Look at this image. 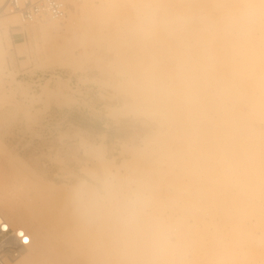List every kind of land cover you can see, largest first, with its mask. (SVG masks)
<instances>
[{"label": "rangeland", "instance_id": "rangeland-1", "mask_svg": "<svg viewBox=\"0 0 264 264\" xmlns=\"http://www.w3.org/2000/svg\"><path fill=\"white\" fill-rule=\"evenodd\" d=\"M90 1L69 33L58 22L64 41L31 40L19 19L8 28L10 49L0 38V203L32 210L45 192L40 185L64 189L60 209L84 215L75 230L87 232L85 252L116 231L101 264H264V165L257 163L264 148L253 149L264 146V0H185L186 8L182 0ZM198 66L200 76L208 71L206 82ZM213 67L223 73L218 79ZM223 76L228 81L218 84ZM201 138L213 146L200 149ZM22 176L31 180L27 191ZM184 196L195 202L182 204ZM93 228L98 235H90ZM48 248L36 259L54 264L64 256ZM60 257L56 264H68ZM41 260L34 262L48 264Z\"/></svg>", "mask_w": 264, "mask_h": 264}, {"label": "bare ground", "instance_id": "bare-ground-1", "mask_svg": "<svg viewBox=\"0 0 264 264\" xmlns=\"http://www.w3.org/2000/svg\"><path fill=\"white\" fill-rule=\"evenodd\" d=\"M2 1H4V2H1L0 1V4L3 6V7H5V5H6V3H7V0H2ZM158 1V0H157ZM185 0H182V5L183 6H185L184 8H186V3L184 2ZM90 0H89V4H90ZM238 2H240V1H238ZM221 3H222V1H221ZM238 4V3H237ZM87 5H88V0H84L83 1V3H81L80 4V7H79V12L77 13V12H75L73 9L74 8H76L77 6H79V4L78 5H76L74 8H72V9H69V11H68V13H67V17L64 19L66 22L65 23H67V24H65V26H66V31L69 33L70 31H71V29H70V27H71V21L72 20H74V19H85L86 18V13H87ZM236 9H237V7H236ZM2 14H6L5 16H3V19H1V21H0V29L2 30V33H1V36H0V38H1V40L3 41V42H5V44H6V47H7V49H10L12 46H11V39H10V37H9V33H8V28L9 27H13V26H16L17 24H18V16L16 15V14H9V13H7V12H1L0 13V16L2 15ZM29 26V29H28V31L26 32V35L28 36V38H31V40H35V38L36 37H51V38H57V39H60V40H63L64 41V39H65V37H64V35H60L59 34V32H58V30H59V25H58V22H56V21H50V20H48V19H43V20H41L40 22H37V23H33V24H30V25H28ZM66 32V33H67ZM21 34V33H20ZM65 34V33H64ZM0 40V41H1ZM24 48V46L23 45H21V46H19V48L18 49H23ZM0 52H4V49H3V47H2V44H1V42H0ZM214 59V58H213ZM216 59H218V58H216ZM219 59H221V58H219ZM251 59V58H250ZM259 59V58H258ZM206 60V59H205ZM257 60V59H256ZM253 61H254V59H253ZM258 61V60H257ZM1 63H3V58H2V60H1ZM0 63V64H1ZM252 64V63H251ZM250 64V65H251ZM229 65V64H228ZM239 65V64H238ZM202 68L204 67L205 69H207L208 71L209 70H211V69H209L210 67H211V65H210V67H208L209 65H207L206 66V64H204V65H200ZM200 66H198V71L197 70H195V71H197L198 73H199V76H200V72H202V68H200ZM215 66V65H214ZM218 66H220V65H218ZM225 67H226V65H224ZM224 66H220V68L219 67H217V66H215V67H217V68H219L220 70H224V72L225 73H227L228 72V70H230V69H228V68H226V69H228L227 71H226V69H224L225 67ZM231 66V65H230ZM236 66V65H235ZM240 66V65H239ZM257 66H259V65H257ZM189 67H191V66H189ZM196 67V66H195ZM208 67V68H207ZM215 67H213V68H215ZM223 67V68H222ZM237 67V66H236ZM236 67L234 68L233 66H231V68L233 69H235L236 71H237V69H236ZM247 67H249V66H247ZM253 67V66H252ZM252 67H249L250 69L252 68ZM201 69V71H200V69ZM217 68H215L216 70H215V73H217V72H219L218 74L219 75H216V77H217V79H218V76H221V75H223V73L221 74V71H218V69ZM259 68H261V69H259ZM257 67L256 68V66H255V68H254V73L252 72V74H255L256 72L257 73H259L260 71L259 70H261L262 72H261V75H262V73H264V65H262V66H260V67ZM204 69V70H205ZM240 69L242 70V67H240ZM245 69V68H244ZM246 69H248V68H246ZM245 69V70H246ZM257 69H259V70H257ZM194 70H193V73H194ZM207 71V72H208ZM212 71V70H211ZM210 71V72H211ZM232 71L234 72V70H231V71H229V72H231L232 73ZM259 71V72H258ZM197 72L194 74V76L197 74ZM204 72V71H203ZM207 72H206V70H205V73H203L204 75L205 74H207ZM228 72V73H229ZM243 72V71H242ZM241 72V73H242ZM250 72V71H249ZM245 73H247V72H245ZM245 73H244V76H245ZM256 73V74H257ZM155 74L156 73H154V76H155ZM203 74H201L203 77H204V75ZM221 74V75H220ZM239 74H240V72H239ZM248 74V73H247ZM255 74V75H256ZM156 75H158V76H160L159 74H156ZM193 75V74H192ZM211 75H214L213 74V72L211 73ZM228 75V74H227ZM236 75V74H235ZM243 75V74H242ZM257 75H259V74H257ZM260 75V76H261ZM198 76V75H197ZM202 76H200L201 77V79L203 78ZM206 76H208V75H205V77ZM215 76V75H214ZM229 76V75H228ZM238 76V75H237ZM237 76H234L235 77V79L237 80V79H240L241 80V78H243V76H241V77H237ZM251 76V75H250ZM253 76V75H252ZM259 76V77H260ZM157 77V76H156ZM211 77H213V76H211ZM216 77H215V79H216ZM230 78H232L231 76H229ZM233 77V78H234ZM247 77V76H246ZM232 78V80L231 79H229L230 81H231V83H233L235 80ZM245 78V77H244ZM258 78V77H257ZM262 78H264V77H262ZM204 79H206V80H208L207 79V77L206 78H203L202 80H204ZM215 79H213V80H215ZM216 79V80H217ZM222 79H224V76L223 77H221V79L220 80H222ZM228 79V78H227ZM226 79V77H225V82H227L228 80ZM200 80V79H199ZM202 80H200L201 82H202ZM206 80H204L205 82H206ZM211 80V79H210ZM220 80H218V84H219V82H222L223 83V80L222 81H220ZM233 81V82H232ZM242 81V83L245 81H243V80H241ZM215 82V81H214ZM213 81H212V83H214ZM237 82V81H236ZM194 83H196V82H194ZM204 82H202V84H203ZM208 83V82H207ZM211 82H210V84H212ZM217 83V82H216ZM235 83V82H234ZM245 83H246V81H245ZM244 83V84H245ZM249 83V82H248ZM206 84V83H205ZM236 84H238V83H236ZM241 84V83H240ZM239 84V85H240ZM207 85V84H206ZM214 85H217V84H215L214 83ZM225 85V84H224ZM224 85H221V86H224ZM228 85V84H227ZM243 85V84H242ZM161 86V85H160ZM195 86V85H194ZM205 86V85H204ZM220 86V85H219ZM219 86H217V89H218V87ZM157 87H159V86H157ZM164 87V86H163ZM162 87V88H163ZM160 88V87H159ZM159 88H158V90H159ZM200 88V87H199ZM220 88V87H219ZM165 89H167V88H165ZM195 89V88H194ZM216 88H214V90H215ZM222 89V88H221ZM225 89V88H224ZM227 90V89H226ZM161 91H164V88H163V90L161 89L159 92H161ZM189 91V90H188ZM190 91H192V90H190ZM194 91V90H193ZM196 91V90H195ZM195 91H194V93L193 94H195ZM205 91V90H204ZM204 91H202V93L204 92ZM221 91H223V90H221ZM225 91H223V93H224ZM12 93H15L14 91L12 92ZM187 94H188V92H186ZM197 93V92H196ZM206 93V92H205ZM208 93V92H207ZM190 95H192V92H190L189 93ZM201 94V93H200ZM211 94V93H210ZM220 94V93H219ZM226 94V93H225ZM207 95V94H206ZM222 95V94H221ZM224 95V94H223ZM187 96V95H186ZM201 96V95H200ZM188 97V96H187ZM193 98V97H192ZM202 98V97H201ZM189 99H191V96H190V98ZM195 99H198V98H195ZM209 99V98H208ZM222 99V98H221ZM185 100H187V99H185ZM202 100V99H201ZM206 100V99H205ZM225 100V99H224ZM188 101V100H187ZM186 101V103H188ZM191 101V100H190ZM199 101V100H198ZM198 101H196V104L197 103H199ZM202 102V101H201ZM205 102H207V101H205ZM209 102V101H208ZM218 102V101H217ZM224 102V101H223ZM212 103V102H211ZM214 103V102H213ZM150 104V103H149ZM149 104L147 105V106H149ZM189 105H190V103H188ZM193 104V103H192ZM200 104H202V103H200ZM207 105H209V103H206ZM206 104H202V105H206ZM221 104V103H220ZM194 105V104H193ZM202 105H200V106H202ZM211 105V104H210ZM224 106H225V104H223ZM230 106V105H229ZM146 107V106H145ZM150 107H153L152 105L150 106ZM208 107V106H207ZM219 107H223V106H219ZM148 108V107H147ZM155 108V107H154ZM196 108V107H195ZM209 108V107H208ZM217 108V107H216ZM223 108H225V107H223ZM223 108H222V110H223ZM152 109V108H151ZM199 109V108H198ZM203 109V108H202ZM231 109V108H230ZM230 109H228V110H230ZM150 110V109H149ZM214 109H213V107H212V111H213ZM219 110H220V108H219ZM232 110V109H231ZM231 110H230V112H231ZM235 110V109H234ZM199 111V110H198ZM215 111H216V109H215ZM215 111H213V112H215ZM238 111V110H237ZM149 112H151V110L149 111ZM217 112V111H216ZM216 112H215V114H216ZM225 112H226V108H225ZM224 112V113H225ZM156 113H159V112H156ZM223 113V112H222ZM144 115V114H143ZM218 115H220V116H222L221 114H218ZM216 116L217 118H219L220 116ZM226 115V114H225ZM207 116V115H206ZM211 118V117H210ZM221 118V117H220ZM216 119V118H215ZM205 119H203L202 121H204ZM208 120V122L209 123H207V124H209L210 125V121H209V119H207ZM207 120H205V121H207ZM222 119H220V121H221ZM199 121V120H198ZM234 121H235V119H234ZM235 122H237V121H235ZM212 123H213V121H212ZM215 123V122H214ZM213 123V124H214ZM227 123H229V121L227 122ZM200 125V123L198 122L197 123V121L195 122V123H193V126H195V127H198V129L200 130V128H202V127H199V125ZM204 124H205V122H204ZM204 124H203V126H204ZM207 124H206V126H207ZM222 124V123H221ZM225 124V123H224ZM232 124V123H231ZM240 125V123H237V125ZM168 125V124H167ZM166 125V126H167ZM230 125V124H229ZM223 126V125H222ZM226 126V125H225ZM233 126H236V124L234 123V125ZM190 127H192V126H190ZM189 127V129H191ZM195 127H194V129H195ZM213 127V126H212ZM193 128V127H192ZM207 128V127H206ZM209 128V127H208ZM214 128V127H213ZM168 129V128H167ZM194 129H192V130H194ZM196 130V129H195ZM209 131V130H208ZM190 132H192L191 130H190ZM205 132V131H204ZM214 132V131H213ZM234 132L232 131V134H233ZM247 133V132H246ZM214 134V133H213ZM221 134H224L223 132L221 133ZM234 134H236V133H234ZM209 135V134H208ZM231 135V134H230ZM217 136V135H216ZM215 136V137H216ZM222 136V135H221ZM226 136V135H225ZM234 136V135H233ZM212 137H214V136H212ZM212 137H208V139L209 138H212ZM218 137H219V135H218ZM260 137H262V136H260ZM197 138V137H196ZM199 138V137H198ZM203 138V137H202ZM201 138V139H202ZM206 138V137H205ZM217 138V137H216ZM226 138H228V135L226 136ZM230 138V137H229ZM229 138H228V140H229ZM213 139V138H212ZM211 139V140H212ZM215 139V138H214ZM219 139V138H218ZM225 139V138H224ZM203 141L202 142H204V143H201V146H203L202 144H204L205 145V143L208 141V142H211V140L209 141V140H207L206 142L204 141V139H202ZM227 140V139H226ZM198 141V140H197ZM219 141V140H218ZM223 141V140H222ZM234 141V140H233ZM240 141V140H239ZM148 142V141H147ZM199 142H201V140L200 141H198L197 143L198 144H200ZM207 142V143H208ZM212 144L214 145V142L215 141H213L212 140ZM217 142V141H216ZM220 142V141H219ZM226 142V141H225ZM232 142V141H231ZM218 143V142H217ZM217 143H215L216 145H218ZM223 143V142H222ZM222 143H220V144H222ZM229 143L230 142H228V145L227 146H229ZM234 144H236L235 142H233ZM239 143V142H238ZM242 143H244V142H242ZM211 143H209L208 145H211V146H213ZM232 144V143H231ZM230 144V145H231ZM234 144H232V146L234 145ZM254 144V143H253ZM253 144H252V146H253ZM196 145V147H197V144H195ZM208 145H206L205 147L203 146V147H200V146H198V147H200V149L201 148H206ZM215 145V146H216ZM210 146V147H211ZM214 146V149H216L217 148V146L215 147ZM219 146V145H218ZM232 146H230V147H232ZM241 145L239 144V146H237V144L235 145V147L234 148H236V147H240ZM251 146V147H252ZM257 146H259L260 148H256L255 149V147L253 146V149L254 150H257V149H259L258 151L260 152V149H262V148H264V146H262V145H257ZM219 147H221V145L219 146ZM245 147V146H244ZM223 149H224V147H222ZM225 148H227V147H225ZM233 148V149H234ZM232 149V148H231ZM233 149L231 150L232 152H233ZM237 149V148H236ZM220 150H222V149H220ZM230 150V149H229ZM250 150H251V148H250ZM218 151H219V149H218ZM231 151H230V153H231ZM235 151V150H234ZM240 151V150H239ZM215 152V151H214ZM217 152V151H216ZM221 153L223 152V151H220ZM220 152H219V154H220ZM256 152V151H255ZM226 153H228V151L226 152ZM229 154V153H228ZM227 154V155H228ZM233 154L234 155H236V153H234L233 152ZM239 154H240V152H239ZM262 155L260 156V159H259V161L257 162V163H259L260 165H264V153H261ZM212 155V154H211ZM221 155V154H220ZM224 155H226V154H224ZM213 157H214V155H212ZM216 156H218V155H216ZM258 156V155H257ZM212 157V158H213ZM222 157H226V156H222ZM228 157H229V155H228ZM234 157V156H233ZM223 158V159H224ZM229 158H231V157H229ZM211 159V158H210ZM228 159V158H227ZM258 159V158H257ZM239 160V159H238ZM205 161H207L208 162V159L207 160H205ZM205 161H203L204 162V164H206L205 163ZM215 161V160H214ZM213 161V162H214ZM207 165V164H206ZM14 177H15V175H14ZM13 179V178H12ZM20 179V180H19ZM18 179V183H19V186L21 187V191H22V189H28V188H31V184H29L30 183V179H28L26 176H22L21 178H19ZM3 181V180H2ZM16 182V183H17ZM14 183V182H13ZM6 185V184H5ZM40 185V184H39ZM7 186V185H6ZM11 186H12V184H11ZM41 186H43V188H41V189H43V191L45 190V192L43 193V194H39L38 195V198H37V202H36V204H33V206H35L32 210L29 208V206L27 205V203H25L24 204V207L23 206H20V207H18V208H14V207H8L7 206V208H4V207H6L4 204H2V202L0 203V211L1 210H3V209H5V211H6V214H7V216H8V218H9V224L11 225V226H14V227H18V228H22V229H24L25 230V232L26 231H28V235H29V237H30V243H29V245L27 246V248H26V257L24 258H22V255L20 256V258L19 259H17L14 263H12V264H34L35 262V260L37 261V263H38V261L39 260H41V259H39V260H37L36 258H37V256H36V252L38 253V254H41L42 253V251L41 250H43L44 248H47V247H49V248H51L52 250L54 249V248H58V251H60L59 249H61V254H63L64 256H62V255H54L51 251H49V252H51V255H52V258L54 257L55 258V256H56V258L58 259V261H59V257L61 256L62 257V261H63V259H66L67 257H66V251H70V253H71V255L69 256L68 254V258H67V261H68V264H101V261H102V258H103V254H105L106 252H107V250H108V248H109V246H111V244L112 243H114V241L116 240V234H115V229L111 226L112 224H108V225H110L109 227H111V229L113 228L114 230H112V232H111V230H110V232H111V234H109V235H107L104 239H102L104 242H105V244H106V246H105V244H103L102 245V243H101V241H99L101 244H99V246L98 245H96L95 244V246H98V247H100V249L98 250V249H96L95 248V246H94V249H91L90 247H87V248H85L86 249V252L84 251V238L82 239V237H83V235H85L86 233H85V231L82 233L81 232V230H79V232L82 234V235H80V233L79 232H77L76 230H75V228L77 229V226L80 224V223H82L83 221H82V216H84V215H82L81 214V216H80V213L79 212H77L76 211V209H74V208H72L70 211H68V212H66V211H64V210H62V209H60L61 208V206H64L65 205V203H61V200H64L65 198L64 197H66V195H65V190L63 189V190H61L60 192H57L56 190H54V188L51 186V185H49V184H44V185H40V187ZM14 187V186H13ZM6 189V188H5ZM14 189H16V188H14ZM25 191H27V190H25ZM22 195H25L24 193L22 194ZM214 196V195H213ZM218 196V195H217ZM185 197V198H184ZM183 197V199H181L183 202H182V204L184 203V202H188L187 204H192V202H195V200H193V199H191L190 200V202H189V199H188V197L187 196H184ZM51 198H54L53 200L54 201H52L51 200ZM219 198V197H218ZM1 199V198H0ZM187 199V200H186ZM213 199V198H212ZM225 200V202L227 201L226 200V198H224ZM233 199V198H232ZM185 200V201H184ZM207 200V199H206ZM214 200V199H213ZM221 200V199H220ZM237 200H239V199H237ZM0 201H2V200H0ZM192 201V202H191ZM218 201H219V199H218ZM232 201V200H231ZM241 201V200H240ZM239 201V202H240ZM213 202V201H212ZM216 203H217V201H215ZM235 202V201H234ZM214 203V202H213ZM212 203V204H213ZM220 204H221V201L219 202ZM237 203V202H236ZM218 204V203H217ZM222 204H224V203H222ZM233 204V203H232ZM235 204V203H234ZM184 205H186V203L184 204ZM214 205V204H213ZM227 205V204H226ZM236 205V204H235ZM220 206V205H219ZM224 206V205H223ZM222 206V207H223ZM29 208L31 211H28L26 208ZM174 211V210H173ZM4 212V211H3ZM31 212H35V213H31ZM0 214H1V212H0ZM95 215H97V213L95 214ZM95 217V216H94ZM167 217V216H166ZM168 217H170L169 215H168ZM81 218V219H80ZM0 219H3L4 220V218H3V216H1L0 215ZM80 219V220H79ZM107 219V218H106ZM85 220V222H86V220L87 219H84ZM6 221V220H5ZM11 221V222H10ZM106 221L107 220H105V223H106ZM7 222V221H6ZM88 222V221H87ZM15 224V225H17V226H15V225H13V224ZM77 223H78V225H77ZM111 223V222H110ZM107 226V225H106ZM92 228V227H91ZM107 228V227H106ZM94 229H96V228H93V229H90L91 231V233L92 234H90V232H88L90 235H98V232L100 231V230H94ZM98 229V228H97ZM109 229V228H108ZM86 230V229H85ZM105 230V229H104ZM87 231V230H86ZM113 231H115V232H113ZM94 232H95V234H94ZM105 232H108V233H110L109 231H105ZM27 233V232H26ZM107 233V234H108ZM87 235V234H86ZM106 234L104 233V236H105ZM86 237V236H85ZM94 237V236H93ZM92 237V238H93ZM102 237H103V235H102ZM119 237V236H118ZM96 238H97V236H96ZM115 238V239H114ZM58 239V241L57 242H55V240H57ZM60 239V240H59ZM86 239H87V237H86ZM95 239V238H94ZM99 239H101V237L99 238ZM96 241H97V239L95 240V243H96ZM102 241V242H103ZM118 241V240H117ZM88 240H87V244H88ZM103 242V243H104ZM55 243V244H54ZM91 243V242H90ZM115 244V243H114ZM102 245V246H101ZM48 248V249H49ZM87 249H89V252H88V250ZM91 250V251H90ZM38 251H41V253L40 252H38ZM47 252H48V250H46ZM53 251H56V250H53ZM46 252V254H48ZM45 253V252H44ZM46 254H45V256H46ZM50 254V253H49ZM42 255V254H41ZM44 255V254H43ZM25 256V255H24ZM49 257H50V255H49ZM61 257H60V260H61ZM64 257V258H63ZM40 258V257H39ZM48 258V257H47ZM46 258V260L48 261V259ZM53 258V259H54ZM35 259V260H34ZM49 259H51V257L49 258ZM57 259H54L53 261H55V262H53L52 261V263H54V264H56V261H57ZM126 260H127V258H125ZM43 260V259H42ZM41 260V261H42ZM125 260V261H126ZM131 260V259H130ZM141 260H143V261H145L143 258L141 259H139L138 261H141ZM64 261H66V260H64ZM64 261L63 262H60V263H64ZM142 261V262H143ZM40 262V261H39ZM43 262H46V261H44L43 260ZM37 263H35V264H37ZM46 263H48V262H46ZM66 264H67V262H65ZM40 264V263H39ZM42 264H45V263H42ZM49 264V263H48ZM50 264H51V262H50ZM58 264V263H57ZM124 264V263H123ZM125 264H127V263H125Z\"/></svg>", "mask_w": 264, "mask_h": 264}, {"label": "built area", "instance_id": "built-area-1", "mask_svg": "<svg viewBox=\"0 0 264 264\" xmlns=\"http://www.w3.org/2000/svg\"><path fill=\"white\" fill-rule=\"evenodd\" d=\"M82 0H7L5 7L0 4V13L16 14L22 25H30L43 19L62 22L69 9L80 4ZM40 82L34 84L37 89ZM54 134V133H53ZM61 178L60 172L55 173ZM30 237L24 229L11 226L0 219V264H12L25 253Z\"/></svg>", "mask_w": 264, "mask_h": 264}, {"label": "crops", "instance_id": "crops-1", "mask_svg": "<svg viewBox=\"0 0 264 264\" xmlns=\"http://www.w3.org/2000/svg\"><path fill=\"white\" fill-rule=\"evenodd\" d=\"M16 34H19V32L11 31L10 36H11V38L13 40H14V38H16L17 40L20 39V36L19 35H18V37H15ZM86 132L89 135L96 136L98 138H101L103 136L105 140H109L110 137H111L110 134H109V132L107 130H102V131H99V132H95V131L89 129ZM113 140H116V139H113ZM64 156L65 157H70L69 154L66 153V152L64 153ZM40 165H41V168L42 169L46 170V172H49L50 174H55L56 171H57V169L53 165H51L50 163H48V162H41Z\"/></svg>", "mask_w": 264, "mask_h": 264}]
</instances>
